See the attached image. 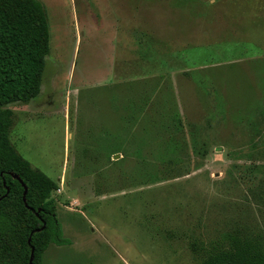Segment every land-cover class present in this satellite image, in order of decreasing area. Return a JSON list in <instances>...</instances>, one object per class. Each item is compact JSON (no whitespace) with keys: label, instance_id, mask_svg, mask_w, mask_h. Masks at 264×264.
<instances>
[{"label":"rangeland","instance_id":"1","mask_svg":"<svg viewBox=\"0 0 264 264\" xmlns=\"http://www.w3.org/2000/svg\"><path fill=\"white\" fill-rule=\"evenodd\" d=\"M37 1L40 91L7 108L69 242L40 264H200L224 234L264 241V0H179L164 24L189 40L155 57L135 36L158 3Z\"/></svg>","mask_w":264,"mask_h":264},{"label":"trees","instance_id":"2","mask_svg":"<svg viewBox=\"0 0 264 264\" xmlns=\"http://www.w3.org/2000/svg\"><path fill=\"white\" fill-rule=\"evenodd\" d=\"M49 34L37 0H0V264H40L49 245L69 244L55 211V183L12 147L11 104L40 91ZM200 264H264L260 238L224 234Z\"/></svg>","mask_w":264,"mask_h":264},{"label":"crops","instance_id":"3","mask_svg":"<svg viewBox=\"0 0 264 264\" xmlns=\"http://www.w3.org/2000/svg\"><path fill=\"white\" fill-rule=\"evenodd\" d=\"M141 1V3H144L146 5L152 4V3H158L159 4V8L160 12L158 13L160 18L157 19L156 17H154L153 12H151V17H149L148 20H146V23L144 25V27H142L141 32L143 34H136L135 36V41H137V44L142 45V46H147L150 49L148 50V52L146 53H152L151 55H153L154 57L156 55H161L159 54L160 52L155 53V51H157V47H168L170 46H185V41H188L189 39L185 37H183L182 34H175L173 33V35H171L170 37V32L172 31L170 29L171 26H169L168 24L165 26L164 24V18L166 19L167 16L169 17L170 15V9L171 7L173 8H178L181 9L183 2L181 4V2L178 0L174 1V0H129V5L132 6V9H136L137 3ZM183 1V0H182ZM140 3V4H141ZM190 4V2L188 3ZM124 5V3H123ZM122 2L118 5L119 8L123 7ZM116 7V6H115ZM116 7V8H118ZM138 7V6H137ZM190 7V5H189ZM147 9V8H146ZM192 11V8H189ZM151 11H153V8L151 9ZM122 12V11H121ZM137 13H130L129 16L123 14L122 17H118V23L116 24V33H117V38L116 40H120L118 38V32L123 30V29H129V30H134L136 31V29H133L132 27L134 26L136 28L137 25H139L140 21H139V14H138V10H136ZM181 12V10H180ZM193 12H195V9L193 10ZM169 20V18H168ZM167 20V22L169 23V21ZM172 28V27H171ZM135 34V33H134ZM192 34L195 35V32H193ZM193 38L194 36L191 35ZM187 39V40H186ZM172 42V43H171ZM119 44V43H118ZM193 46L194 43H193ZM162 56V55H161Z\"/></svg>","mask_w":264,"mask_h":264}]
</instances>
